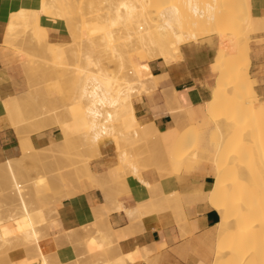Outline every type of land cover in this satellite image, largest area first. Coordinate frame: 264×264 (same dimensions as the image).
<instances>
[{"label":"bare ground","instance_id":"bare-ground-1","mask_svg":"<svg viewBox=\"0 0 264 264\" xmlns=\"http://www.w3.org/2000/svg\"><path fill=\"white\" fill-rule=\"evenodd\" d=\"M46 1L47 0H44V1L40 0L36 8H33L34 6L32 7L31 5L28 4L26 6H22L17 12H14L11 15L10 21L7 22L6 24H3L2 29H0V38L2 37L3 41L8 46H14L18 48L21 51V53L26 55L27 57L26 65H28L31 68L33 66L34 68H36L39 65L37 63L39 61L35 59L36 57L33 58L34 55L29 51L30 48L27 47L29 46L28 44L32 42L33 40L35 42L33 46H35L36 44L40 43V42H37L38 40L43 39V41L41 40L43 44V46L41 47H44L43 49L45 51L48 50L52 54L53 56L52 58L54 60L53 59L51 60H53L55 64H59L62 66L67 65L66 64L68 62L67 59L69 58L68 55H70L67 50L70 49L71 54L76 55V57L78 56V61L75 64V67L73 66L74 68L72 69V72L68 74L67 76L69 79L68 83L71 82L70 86L72 85V88L74 89V93L71 91L73 93L71 97L72 102L69 104H66L67 106L64 107L63 111H60L59 109H58L59 111L56 109H52L50 111L40 110L39 112H37V109L39 106L37 105L38 107L35 106L36 107L35 108L34 104H32V102L30 101L31 99L29 100L30 95L28 96L25 95L26 92L28 91H23L22 93L5 100L4 104H5L7 113L9 115L10 121L12 123L11 125H14L18 129L19 127L27 129L26 133H23L25 135V138L23 134H21V136L24 138V140L23 138L21 139V141L22 140L23 141L20 143L22 154L24 153L26 156V155H30L32 152L34 153V151L36 150L31 140V134L37 131H41L50 126L59 127V129L61 130L63 134L62 141H64L65 143H71L73 138L76 135L79 136L78 139L82 137L81 138L82 142H78V143L83 144L82 146L85 150L95 149V153L98 152L97 153L98 155L100 154L99 149H101L100 142L106 137H112L113 139V138H116L117 135H120L121 137L133 135L132 137L136 139L135 137L138 136L139 138L140 137L139 135H141L143 138H148V136L150 135L151 136L150 138L152 140V136L154 134L151 135L149 133L155 131L160 135L161 143L154 142L155 144H153L152 146L153 150L152 149L146 150L145 157L143 158L141 157L144 152H140V151H143V149H146V146L142 150H140V148L143 145L140 148L137 147L138 148L137 150H140L138 151V153H142V155L139 154L138 157L139 158L141 157L142 159L141 158L139 159L138 157H136L137 154H135V152L130 153L129 152L130 149L129 151L127 149L128 152L124 151L121 145L122 141L118 140V142H120L119 145L121 146V149H118V152L119 150L120 151L123 150L120 153H118V155H120V160H121L120 163H123L124 165L123 167H127V166H128L127 168L130 167V171L128 172H123L119 174L120 171L118 173L115 172L116 170L114 169V166H113L107 169L106 172L102 174L100 172V174H98L92 169L91 164L87 162L88 160L86 158H84V160H87V161H85L84 163L82 162L84 161L83 160L84 156H82V160L80 159V161L83 163V165L81 167H82L83 172L85 173L81 172V168L77 166L78 170L80 169L79 170L80 173H83L84 175L86 174V176H88L93 182L97 183L98 185L103 184V182L107 184L108 181L109 182L115 181V180L119 181L118 179H120V175L124 176L123 179L121 178L123 181H120V184L122 183L125 184L126 177L129 174H133L137 176L139 179L143 180L144 182V178L142 176V171H141L143 168H141V165L143 166L147 160L153 161L155 163L162 162V164L164 163V165L167 166V169H171L170 167L172 165H178V168L180 170V168H182L185 165L188 159L197 158L199 156L198 154L199 151L197 152L196 149L193 153L188 151L191 149V147L189 149L190 141L188 139L189 135H187V132L190 133L189 130L192 129L193 127H190L188 131H187L188 127L186 129L185 127H175V128L168 129L166 131H160L154 123H149V124L142 126L140 125V120L136 114V108H135L133 97H132L134 89L142 88V90L144 91L150 87H156L157 82H156V77L154 74L151 73L148 67V64L142 63L139 66L136 65L134 63L133 56L131 55L130 51L136 50V52H138L140 56L142 55L145 56L147 60L154 59L157 57H163L165 58L167 62H170L174 58L180 56V45L183 44L179 37V36H182L183 34L181 30V19L186 16L191 21V23L195 25L196 27V31L193 34H191V38H192L191 41H198L200 38H202V36L203 37L207 36V34L208 35L216 34L220 37V46H219V50L217 54V59L220 62L223 61V58L225 57L226 54H230L234 56L235 58V60H233L231 63H227L226 65H220V67H218V70L215 69L219 72V78H218L217 86L213 90L211 99L207 101L208 114L215 116V121L218 123V126H219L218 130H216L217 135L223 138L221 142L219 141L218 150L215 153L210 154V156L212 155L211 157L216 162L217 183L214 185L213 191L211 192L212 195H210L211 198L209 200L210 201L209 204L219 211L220 217H221L219 223L217 224L219 227V230H218L219 233H218L217 242L215 246V255H214L215 259H214L213 264H264V259H262L264 258L262 257L264 256V245L255 246L254 251L252 250L253 252L247 251V249L250 250L248 245L252 243V241L255 240L257 236H260L259 234H262L264 232V231L262 232V230H264V176L259 181L260 183V186H259L260 195L258 196L259 199L256 198L257 203L255 201L251 202V203H256L255 205L250 204L249 200L250 198H253L252 196L253 193L251 192L252 186H251V181H250V169H249V165L247 164L249 163L247 154L249 150L253 149V146L259 143L257 141L258 137H256L254 134L255 129L258 127L259 116H257V118L252 116V112L256 108V105H255L256 100L253 97H251L249 94H245L244 92L245 90L244 78L245 77H244V74L241 71H239V67H238L237 58L244 52L248 53L250 51L249 50L250 48L248 47L247 40H246V36H247L246 29L244 27L242 28L236 25L237 24L236 22L239 21L240 17L236 15H230L233 11V4L235 0H116V3L114 2L112 6L107 7V10L105 8L106 11L103 14L102 12L100 13L98 11L99 9L95 8L94 0H79V3H78L79 7H77L76 5V7L79 8V18H78L79 20H77L76 22L74 21V19H72L74 22H66L69 32L71 34V40H70L71 44L70 46H68L69 47L68 49L66 48L67 50H65V48L62 47V45H60L59 43L58 44L56 42L50 43L47 40L48 38H47L46 28L45 29L41 28L40 24L37 22V20L40 19L39 12H42L47 7L48 9L50 7L53 8L56 0L51 1L53 2L51 3V5H48ZM245 1L249 6H251V0H245ZM76 2H78V0ZM109 2L111 3L113 1H109ZM106 4L108 3L106 2ZM63 5H64L63 3L61 4V1L57 0L54 8L51 11H50L51 9L50 8L49 12L56 10V6L58 8L60 7L63 11H65L64 7H66V5L64 6ZM60 8L59 10H61ZM77 12H78V9H77ZM55 13L52 12V14H55ZM45 14L47 15L46 12ZM75 14L77 15V13H74L73 15L75 16ZM58 15L60 17V14ZM82 17L84 18L83 20H81ZM33 19L38 24H36V27L32 25L33 27L32 31H29L31 30L30 28H28L26 31L25 29L26 26L24 28L23 24H29V22ZM65 19L63 20L65 21ZM258 19L261 21V23L264 26V16H258ZM34 20H33V23L35 22ZM18 21H22L23 23L21 26L22 28L20 27L21 30L20 29L17 30V28H19L20 26V24H17ZM89 24L92 25L91 27L92 29L88 27ZM84 27L88 30L86 35H84L83 33ZM35 28L36 30H34ZM24 29H25V32L23 33ZM33 31L35 32V36H37L36 40L28 38L30 36L32 38L35 37V36L33 37L34 35ZM26 35H29V36H26ZM20 36H23V37L20 38ZM22 38L26 39L25 40L26 42ZM96 38L100 40L98 45L93 44ZM85 39L91 40L93 44L89 48L90 51H84ZM44 42L48 44H45ZM23 43L25 46L27 45L26 47L28 48V50L25 48V46H23ZM37 48H35L36 52L38 51ZM41 51L43 53L42 49ZM71 58L70 60L73 61V58L72 59ZM75 59L77 60V58ZM115 59L118 61V70L110 71L109 70L110 63L108 64L107 61L109 60L113 61ZM70 62H68V64ZM220 62H218V64ZM39 63H42V62H39ZM40 65H44V64H40ZM26 68L27 67H25L24 69L26 70ZM69 68H71V66H69ZM55 69H56V66H55ZM219 69L221 70L219 71ZM46 72L48 73V71H45V74ZM56 73L57 72H55L54 74L57 75L58 73L57 74ZM30 78H32L33 81L35 79L33 77H30ZM43 78L44 77H42V80H44ZM38 79H37V82H38ZM68 79L65 81L67 82ZM29 88L30 90L32 89L31 86ZM39 88H42V87H39ZM49 102L51 103L52 101H49ZM64 105L65 104H63V106ZM41 106L39 107V109L43 108ZM50 106L49 108L51 109L52 106L51 107ZM45 107L47 108V106ZM60 109L62 108L60 107ZM193 130L194 128L192 129V131ZM195 130H196V127H195ZM131 131L133 132V134H129ZM22 132H25V131L22 130ZM184 134H186L185 139L180 141V143L175 144L174 137L177 138L178 136H183ZM120 136H118V138ZM219 136L217 137L219 138ZM150 138L148 142H151ZM131 139L134 140L133 138ZM131 139L129 141L130 143H132ZM136 140H139V139H136ZM136 140L134 142H136ZM77 141H80V140H77ZM59 142L60 141L58 139V141L56 143H52V145L55 144V146H57L56 144ZM118 142L116 144H118ZM192 142L194 143V141ZM116 144L115 146H118ZM127 144L129 143L127 142ZM223 144L227 146L224 148L226 150L221 149V146ZM147 147H150V146L147 145ZM44 148H47L48 150L50 148V145L49 147L47 146L43 147V149ZM83 148L81 147L82 150ZM133 148L134 147H132V149ZM51 149L53 150V147ZM47 150L44 149L43 151H45L46 153ZM59 150L61 151L62 148ZM261 150H264V148L263 149L261 148ZM43 151L39 150V154L40 152L42 153ZM53 152L54 151H52V153ZM48 153H49V150H48ZM63 153L65 154L66 152L64 151ZM39 154H36V155L38 156ZM262 154L264 155V153ZM67 155H69V153ZM73 155H70V156H73ZM87 155H88V158H90L89 157L90 154H87ZM42 156L44 157V155ZM40 158L43 159L42 157ZM237 159L238 160L241 159L242 162L241 160H239L240 161L239 162ZM243 159L248 160V161H244ZM141 160L143 161L140 162ZM13 161L9 159L5 163H1L0 169L2 167L4 170H6V173L5 172L3 173H5V175L7 176L4 175V177H8V179L10 180L9 184L12 186L11 189L13 190V192H15V194H17V197L19 199L18 205L16 204L18 207V211L15 213H10L9 216L5 219L0 218V244L12 245L14 243H18L20 245H23L25 248L29 250L30 254H32V256L28 260V264H31L34 260H38V259H42V264H49L47 260V256L44 254L43 250L39 246V242L42 238L40 231L41 230L45 231L46 235L49 232V231L46 232L47 229L45 228L47 226L46 223L48 222L47 220L50 217V214L47 213V211L43 209L42 207H37V208L33 207V204L36 203V197H35L36 193H34L31 196L33 198L30 199V201H29V198L26 197L25 195L26 193L23 188L26 189L27 184L22 183L23 180L20 179V176H18V173L19 175H21L20 171H17L18 169L15 166V164H18V166L20 164L18 162L14 164ZM57 162H59V159ZM76 162L79 163L78 161ZM81 162L80 164H82ZM237 162L242 163L243 165L241 164L239 165V163ZM162 164H160V166ZM74 165H76V163ZM48 166H49V162H48ZM51 168L52 167H50L49 169ZM24 174L25 176L27 175L26 173ZM57 175H60V173H57ZM44 176L43 175L39 176L38 181L35 182L34 186H36L37 190L40 189L39 187L45 184L46 182L45 179L47 178H45ZM52 176L53 174L51 175L50 182L51 184L52 183L55 184L54 182H52L53 180L51 181ZM62 179L61 181H59L58 179L56 181L60 183L62 182ZM124 179H125V182H124ZM24 181L28 182V180H24ZM147 181H145V183L148 184V186H151V184H149V182ZM6 182L3 184H8ZM51 184H48L47 186ZM7 187H9V185ZM41 188H45V187H41ZM120 189L124 190L125 188L120 187ZM30 191H31V188H30ZM108 191L110 194L113 193V192H110L111 190H109V188H108ZM106 192L104 193L105 194L104 198L105 197L107 198ZM150 192L153 195L151 199H154L155 192L154 194L152 190ZM174 194L175 193L171 194V196H175L177 193L175 195ZM27 195L29 194L27 193ZM115 196L117 197V195ZM167 196H170V195L162 193V196H160L161 201L157 199V201L155 200V203H152L151 202L152 200L149 201L148 203L151 202L152 203V204L150 203V205H152L151 207L155 211H158L165 206H170L168 203ZM176 198H179V196ZM108 199H110V197ZM169 200L176 201V199H171V198ZM178 200L179 201L177 202H180V198ZM108 201H111V200H108ZM117 202L119 201L117 200ZM173 204L176 206L177 203L176 204L173 203ZM101 205L102 204L98 205L99 209ZM106 205L107 204H105L104 208H107V209L105 210H107L108 212H111L112 209L110 211L108 208L110 206L109 205L106 206ZM110 205L112 204L110 203ZM114 206H116L117 209L125 207L124 204H121V203H118V205H114ZM179 207H181V203H179ZM98 208L95 210V212L97 211L98 212L97 214L99 215L101 212L99 213ZM117 209H114V210H117ZM140 209L138 207L137 208H126L125 212H128V214L132 217H136L139 212L145 214V211H147V210L141 211ZM150 209L151 208L149 207L148 212L152 211V209L151 210ZM181 209H183L184 211L183 207ZM97 214L95 215L98 216ZM105 215H109V213ZM256 215L259 216L255 220V221L258 220L257 228H261V229L252 231L251 230L253 226L252 224L255 222L252 223L251 221L255 219L253 216H256ZM139 216L141 215L139 214ZM103 217L104 216L100 217V219ZM105 218L107 219V217L106 216L104 217V222H107ZM106 227H109V226H104L105 229L103 230V233L105 231V234L107 232ZM101 230L102 229L98 231L99 232L98 234L96 233V236L100 234ZM113 233H115L116 235V232H114V230H113ZM99 236L98 238L101 237ZM117 236L118 235H116V237ZM107 237H108L107 238L108 240L109 234H107ZM118 238L119 237H117V241L119 240ZM104 240L105 238L103 239V241ZM108 241H110V239ZM112 243L113 241H111V244ZM131 253L133 254L134 251L133 252L131 251ZM125 256H128V255H123V257L126 260L127 257ZM133 256L135 255H132V259L131 257H128V258H130L131 261L134 260L133 258L137 259V257H133ZM144 258L142 259L144 260ZM121 259L119 261H122ZM135 260L133 261V263L135 262ZM123 262H121L120 264H122ZM106 264H108L107 261H106Z\"/></svg>","mask_w":264,"mask_h":264},{"label":"crops","instance_id":"crops-1","mask_svg":"<svg viewBox=\"0 0 264 264\" xmlns=\"http://www.w3.org/2000/svg\"><path fill=\"white\" fill-rule=\"evenodd\" d=\"M39 1L0 0V29L22 6L27 4L36 6ZM251 9L255 16H264V0H251ZM40 23L47 29L50 41L71 40V34L63 19H54L42 14ZM249 37V75L254 80V89L258 97L255 105L264 107V31L250 34ZM219 46L220 37L212 34L198 41L181 44L180 56L170 62L163 57L144 60L151 73L160 76V79L157 86L150 89L156 90L152 96L143 94L139 99L133 100L141 123H154L160 131L183 126H195L199 132L210 129L207 101L211 99L219 78V72L214 69ZM21 58L22 54L8 46L1 37L0 164L9 159H18L22 153L21 131L11 125L4 104L5 100L25 90ZM218 127L215 121L214 129L218 130ZM62 139L60 138L59 141ZM31 140L36 150V159L40 160V157L47 159L51 148L53 147V150L56 148L52 143L58 141L57 128L49 127L34 132L31 134ZM49 145V153L47 148H44L47 150L46 154L43 147ZM218 146L219 142L215 148L203 142L197 150L199 156L213 162L212 170L206 166L199 170L188 171L191 161L188 159L180 171L169 173L170 175L167 176L160 175L155 167L144 168L142 170L144 182L137 176L129 174L125 184L108 181L107 184L103 182L98 185L86 174L84 175L83 170L81 171L83 173H80L77 168H73L70 173L58 172L61 176L56 174L55 178L51 179L55 184H51L48 177V183L45 182L46 185L41 186L45 188L39 187L40 191L36 197V204L46 208L47 213L51 214L45 228L47 232L49 231V235H45L39 242L48 263L106 264L107 261L108 264H120L125 261L124 264H213L219 233L217 224L221 217L219 211L209 204L211 192L217 183L216 162L210 154L215 153ZM39 150L43 152L39 154ZM117 164V154L111 142L108 147L102 149L101 156L92 160L91 167L96 173L102 174ZM57 179L59 181L62 179V182L58 183ZM48 184H51L50 187L47 186ZM117 187L126 190H119ZM108 188L113 193L110 194ZM104 190L107 191L106 200ZM149 190H152L153 194L154 192L177 193L181 203L180 209L174 205L165 206L140 218L132 217L125 212L126 208H135L151 198L153 195ZM118 203L124 204L125 210L114 206ZM100 204H102L101 210L98 208ZM105 204L110 206L108 208L110 211L112 209L111 212L105 210L107 209L104 208ZM96 207L99 213L101 212L99 215L97 211L95 212ZM108 213L109 215H105ZM102 216L107 217L105 218L107 222H104V217L100 219ZM104 226H109L106 227V234L105 231L103 233ZM98 229H102L101 235L99 234L102 238L96 236V233H99ZM113 230L119 237L118 241ZM107 234L110 241L107 240ZM91 240L96 241L95 247L90 245ZM99 244L102 246L99 247ZM131 251L134 253L132 254ZM123 255H128L125 256L126 260ZM132 255L137 257V259L133 258L136 259L134 263V260L131 261ZM26 256L22 247H15L8 252V258L12 261ZM120 259L122 261H119ZM31 264H42V259L34 260Z\"/></svg>","mask_w":264,"mask_h":264},{"label":"rangeland","instance_id":"rangeland-1","mask_svg":"<svg viewBox=\"0 0 264 264\" xmlns=\"http://www.w3.org/2000/svg\"><path fill=\"white\" fill-rule=\"evenodd\" d=\"M41 1H44V0H41ZM51 1H53V0H50V2H49V0H47L46 2L48 3V5H51V3H53V2H51ZM57 1V0H56ZM56 1H55V4H54V6L56 5ZM59 1H61V4L63 3L64 5H66V7H64L65 8V11H66V13H65V11H63L60 7V9L63 11H61V10H59V8L56 6V10H54L56 13H58V14H60V17H59V15L58 14H56L54 11H52L53 13H55V14H52V12H49V9H50V11L54 8V6H53V8L52 7H50L49 9H48V7L45 9V10H43L42 12H39V17H41V15L42 14H45V12L47 13V16H49V17H53V18H56V19H58L57 17H59L60 19H65V22H74V21H76L77 22V20H79L78 18H79V8H77V7H79V0H78V2H76L77 0H59ZM67 1V2H66ZM69 1V2H68ZM109 1H113V2H109ZM45 2V3H46ZM106 2L108 3V4H106ZM114 2L116 3V0L114 1V0H94V5H95V8H97V9H99L98 11L101 13L102 12V14L103 13H105V11L107 10V7H110V6H112L113 4H114ZM60 3V2H59ZM38 4H39V2L37 3V5L36 6H32L31 4H29V5H31L33 8H36L37 6H38ZM57 4H58V2H57ZM28 5V4H27ZM60 5V4H59ZM58 5V6H59ZM63 5V6H64ZM76 5H77V7H76ZM103 5V6H102ZM26 6V5H25ZM62 6V7H63ZM183 6V5H182ZM68 8V9H67ZM78 9V12H77V9ZM105 8H106V10H105ZM181 8H183V7H181ZM59 10V12H58V10ZM71 9V10H70ZM47 10H48V12H47ZM183 10V9H182ZM45 11V12H44ZM61 11V12H60ZM75 11V12H74ZM77 13V15L75 14V16L73 15L74 13ZM51 13V14H50ZM185 13H187V12H185ZM50 14V15H49ZM46 15V14H45ZM84 15V14H83ZM230 15H236V16H238V17H240V19H239V21H237L236 23V25L238 26V27H244L245 29H246V31H247V36H246V40H247V44H248V47L250 48V37H249V35L250 34H253V33H257V32H261V31H264V26H263V24L261 23V21L258 19V16H255L253 13H252V9H251V6H249L247 3H246V1L245 0H235V2H234V4H233V11H232V13L230 14ZM77 16V17H76ZM84 17V16H83ZM81 18V20H83L84 18ZM228 17V16H227ZM77 18V19H76ZM72 19H74V21L72 20ZM34 20V19H33ZM33 20H31L30 22H29V24H23L22 23V21H18L17 22V24H20V26H19V28H17V30L18 29H20V27L22 26V24H23V26H24V28H25V26H26V31H27V29L28 28H30L31 30H29V31H32L33 29V27H32V25H34V27H36V24H40V27L41 28H44L45 29V27L40 23V19L39 20H37V22L35 21L34 23H33ZM67 20V21H66ZM21 22V23H20ZM225 25V24H224ZM88 27L90 28V29H92L91 27H92V25L91 24H89L88 25ZM22 28V27H21ZM25 29H24V31H23V33L25 32ZM21 30V29H20ZM23 30V29H22ZM34 30H36V28L34 29ZM47 30V29H46ZM181 30H182V36H179L180 37V40L182 41V43H186V42H190L191 40H192V38H191V34H193L195 31H196V27H195V25H193L192 23H191V21L185 16V17H183L182 19H181ZM87 32H88V30L84 27L83 28V33H84V35H86L87 34ZM20 33H21V31H20ZM33 33H34V35H33V37L35 36V32L33 31ZM17 34H19V33H17ZM28 34V33H27ZM196 34V33H195ZM23 35V34H22ZM29 35H30V33H29ZM29 35H26V36H29ZM32 35V34H31ZM212 35V34H211ZM19 36V35H18ZM207 36H209L208 34H207ZM21 37H23V36H20V38ZM204 37H206V36H204ZM203 36H202V38H204ZM27 38V37H26ZM28 38H31V39H37V36H35L34 38H32L31 36L30 37H28ZM27 38V39H28ZM43 38V37H42ZM46 38V37H45ZM44 38V39H45ZM47 38H48V33H47ZM23 39V38H22ZM201 39V38H200ZM199 39V40H200ZM24 41L26 40V39H23ZM29 40V39H28ZM42 41H43V39H41ZM41 40H38L37 42H40L39 44H36L35 46H33L34 44H35V42H34V40L32 41V42H30V43H32V44H28L29 46H27L28 48H30L31 49V47H32V49L34 50H30L29 49V51L34 55V57L33 58H35L37 61H39V62H42V63H39V62H37L39 65H38V67H36V68H34V66L31 68V67H29L28 65H26V60H27V57H26V55H24L23 53H21V51L18 49V48H16V47H14V46H10V47H13L16 51H18L19 53H21L22 54V58H21V68H22V74H23V80H24V91H28V92H26V94L25 93H23V94H25V95H30V98H29V100L32 102V104H34V107L36 106V107H40L41 105V107H43V108H40L39 109V107H38V109H37V112H39L40 110H52V109H56V110H60V111H63L64 110V107L65 106H67L66 104H69V103H71L72 101V99H71V97H72V94L74 93V89L72 88V85L70 86V83H68L69 82V79H68V74H70L71 72H72V69L75 67V64L77 63V61H78V56L76 57V55H73V54H71V52H70V49L69 50H67L69 47L68 46H70V41L69 42H56L57 44L59 43L60 45H62V47H64L65 48V50H67L68 52H69V54L71 55H68V59H67V61L68 62H70L71 60H70V58L72 57L73 58V61H71L69 64H68V62L66 63L67 65H68V67H67V65H64V66H62V65H59V64H55V62L53 61L54 59L52 58L53 56H52V54L47 50V51H45L43 48L44 47H41V46H43V44H42V41ZM50 43H53V41H50L49 39H47ZM26 42V41H25ZM24 42V43H25ZM28 42V41H27ZM47 42V41H46ZM99 42H100V40L98 39V38H96L95 39V41L93 42V44H95V45H98L99 44ZM24 43H23V46H25L24 45ZM45 43V42H44ZM26 44V43H25ZM45 44H48V43H45ZM69 44V45H68ZM92 44V42H91V40H88V39H85V41H84V51H90V47H91V45H93ZM31 45V46H30ZM25 46V48L28 50V48ZM38 47V48H37ZM41 47V48H40ZM35 48H37V52H36V50H35ZM67 48V49H66ZM40 49V50H39ZM41 49L43 50V53H42V51H41ZM250 50V49H249ZM39 51H40V53L42 54H40L39 53ZM48 52V53H47ZM35 53H37V54H35ZM39 53V54H38ZM130 53H131V55L133 56V60H134V63L136 64V65H141L142 63H144L143 61L144 60H147V58L145 57V56H140V54L138 53V52H136V50H131L130 51ZM36 55V56H35ZM46 55V56H45ZM73 55V56H72ZM49 56V57H48ZM47 57V58H46ZM103 57H105V56H103ZM45 58V59H44ZM71 58V59H72ZM75 58H77V60L75 59ZM51 59H53V60H51ZM76 61H75V60ZM105 59V58H104ZM106 60V59H105ZM108 60V59H107ZM233 60H235V58H234V56H232V55H230V54H226L225 55V57L223 58V61H219L218 59H217V57H216V61H215V64H214V69H217L218 70V67H220V65H226L227 63H231ZM237 61H238V67H239V71H241L243 74H244V82H245V90H244V92H245V94H249L251 97H253L255 100H257V94H256V92H255V89H254V80L253 79H251L250 78V75H249V64H250V55H249V52L248 53H246V52H244L243 54H241L238 58H237ZM83 62V61H82ZM108 62V64L110 63V65H109V70L110 71H117L118 70V61L115 59V60H113V61H107ZM218 62H220L219 64H218ZM46 63H47V65H46ZM84 63V62H83ZM25 64V65H24ZM40 64H44V65H40ZM46 65V66H45ZM54 65V66H53ZM218 65V66H217ZM55 66H56V69H55ZM61 66H62V68H61ZM69 66H71V68H69ZM74 66V67H73ZM216 66V67H215ZM25 67H27L26 68V70L24 69ZM49 67V68H48ZM66 67V68H65ZM41 68H42V70H41ZM45 68V69H44ZM60 68V69H59ZM36 69V70H35ZM47 69V70H46ZM54 69V70H53ZM62 69V70H61ZM65 69V70H64ZM70 69H71V71H70ZM29 72H28V71ZM54 72H53V71ZM67 70V71H66ZM221 69H219V71H220ZM36 72L35 74L34 73H32V72ZM45 71H48V73L46 72V74H45ZM50 71H52V72H50ZM55 72H57L56 74L58 75H55L54 73ZM62 72H63V74H62ZM32 75H30V74ZM37 74V75H36ZM51 74V75H50ZM29 75H30V77H33V78H35L34 79V81L32 80V78H30L29 77ZM39 75V76H38ZM44 77L43 79L44 80H42V77ZM45 76H47V77H45ZM52 76V77H51ZM57 76V77H56ZM60 79H59V78ZM155 77H156V82H157V84H158V81H159V79H160V76H157V75H155ZM39 78V79H38ZM47 78V79H46ZM66 78V79H65ZM37 79H38V82H37ZM68 79V81L66 82L65 80H67ZM49 80V81H48ZM64 80V81H63ZM44 81H46V82H44ZM48 81V82H47ZM32 82V83H31ZM34 82V83H33ZM39 83V84H38ZM42 85H41V84ZM38 84V85H37ZM31 86V90H30V87ZM69 86V87H68ZM33 87H34V89H33ZM39 87H42V88H39ZM29 88V89H28ZM39 88V89H38ZM44 88V89H43ZM73 90H72V89ZM151 88H154V87H150V88H148L147 90H142V88H137V89H134L133 90V95H132V97H133V100H135V99H139L143 94H147V95H150V96H152L155 92H156V90L154 89V90H150ZM43 89V90H42ZM68 90H70V91H68ZM39 91H40V93H42V94H40L39 93ZM73 93H72V92ZM33 93V94H32ZM35 93V94H34ZM52 93H54V94H52ZM40 94V95H39ZM22 95V94H21ZM24 95V96H25ZM32 95V96H31ZM34 95V96H33ZM38 96V97H37ZM54 98H53V97ZM51 97V98H50ZM55 97H57V98H55ZM64 98V99H63ZM35 99V100H34ZM50 99V100H49ZM56 99V100H55ZM66 99V100H65ZM34 102H33V101ZM40 100V101H39ZM43 100H45V101H43ZM29 101V102H30ZM37 102V104H36V102ZM49 101H52L51 103L49 102ZM64 101V102H63ZM30 102V103H31ZM47 103H49V104H47ZM63 104H65L64 106H63ZM38 105V106H37ZM54 105V106H53ZM45 106H47V108L45 107ZM49 106L51 107V109L49 108ZM35 107V108H36ZM54 107V108H53ZM60 107L62 108V109H60ZM58 110V111H59ZM36 112V111H35ZM52 112V111H51ZM210 115V117L208 118L209 119V125H210V129H208L206 132H199V130H197V128H196V130H195V127H193L194 128V130L192 131V129H190L189 130V128L191 127V126H183V127H185V129L187 128V131L189 130L190 131V133H188L187 132V135H189L188 136V139H189V141H190V143H189V149H190V147H191V149L190 150H188V151H190V152H194L195 151V149L196 150H198V148L200 147V145L201 144H203V142H207V143H209V145H210V147L211 148H215V147H217V142H221V140H223V138L222 137H220L219 135H217V132H216V130L214 129V126H215V116H212L211 114H209ZM252 116L253 117H256L257 118V116H259V122H258V127L255 129V132H254V134H255V136L256 137H258V139H257V141L259 142L258 144H256L255 146H253V149H251V150H249L248 151V154H247V157H248V160H244V161H248L249 163H247L248 165H249V169H250V181H251V186H252V190H251V192L253 193L252 194V196H253V198H250V200H249V203L250 204H256L257 203V200H256V198L257 199H259V186H260V183H259V181H260V179L264 176V155L262 154V153H264V150H261V148L263 149L264 148V107H257L256 106V108L253 110V112H252ZM254 121V120H253ZM140 125H142V126H144V125H146V124H142L141 123V121H140ZM50 127H54V128H57V136H58V139H60V138H63V134H62V132H61V130L59 129V127H57V126H50ZM17 128V127H16ZM49 128V127H48ZM18 129V128H17ZM19 129H20V131H21V134H23V133H26V131H27V129H25V128H22V127H19ZM22 130H24L25 132H22ZM132 132V131H131ZM129 133V134H133V132L132 133ZM155 132V131H154ZM151 132V133H149V134H151V135H153L152 136V140H151V136L149 135L148 136V138H143L141 135H139L140 137L138 138V136H136V135H134V136H136L135 138L136 139H139V140H136V139H134V137H132V136H126V137H121L120 135H117V137L116 138H113L112 139V137H106L105 139H103L101 142H100V147H101V149H99L100 150V154L98 155L97 153H95V149L94 150H85L84 148H83V144H81V143H78V142H82L81 140V138H79L78 139V137L79 136H75L74 138H73V140H72V142L71 143H65L64 141H60L59 143H57L56 145L58 146H56V149L58 150H52V151H54L53 153H52V151L50 150V156L47 158V159H41V161L40 160H37L36 159V156H35V153H36V151H34V153L32 152L30 155H26L25 156V154L23 153H21V156L18 158V160H17V158H13V159H11L12 161H13V163L15 164V163H19L20 165L18 166V164H15V166L17 167V171H20V174L21 175H19V173H18V176H20V179H22L21 181H22V183H24V184H27V187H26V189L25 188H23L24 189V191H25V195H26V197L27 198H29V201H30V199H32L33 197H31L34 193H36L35 194V197H37V195L39 194V191H40V189H36V186H34V184H35V182H37L38 181V177L39 176H44L45 178H51V175L53 174V176H54V178H55V176H56V174L58 173V172H61V173H70L71 172V170L73 169V168H76L77 166L78 167H80L81 168V171H82V165H83V163L85 162V161H87V162H89L90 164L92 163V160L94 159V158H96V157H98V156H101V151H102V149L103 148H105V147H108L109 145H110V143L111 142H113V146H114V149H115V152H116V154H117V165H116V168H115V166H114V169L116 170L115 172H119V174L120 173H123V172H128V171H130V167L129 168H127V167H123L124 165H123V163H120L121 162V160H120V155H118V153H120L121 151H127V149H128V151H129V149H130V153L131 152H135V154H137V156L136 157H138V155L140 154V155H142V153H138V151H140V150H142L143 148H145V146H146V149H143V151H140V152H144L143 153V155L141 156L142 158L143 157H145L146 156V150H150V149H152L153 150V148H152V146H153V144H155V143H159L160 142V135L157 133V132ZM216 132V133H215ZM215 133V134H214ZM27 134H28V132H27ZM158 134V135H157ZM186 134H184L183 136H178L177 138L176 137H174V141H175V144H178V143H180V141H182L183 139H185V136ZM23 136H24V138H25V135L23 134ZM118 136H120L119 138H118ZM217 136H219V138L217 137ZM127 137H128V139H127ZM133 138L134 140H132L131 138ZM155 137V138H154ZM23 137L21 136V139H22ZM24 138H23V140H24ZM76 138V139H75ZM122 138V139H121ZM131 139V142L132 143H130L129 141H130V139ZM149 138H150V141L151 142H148L149 141ZM115 139H117V140H115ZM148 139V140H147ZM154 139H155V141H154ZM158 139H159V141H158ZM178 139V140H177ZM192 139V140H191ZM22 140V141H23ZM77 140H80V141H77ZM118 140L119 141H122L121 142V145H122V147H123V150H119V152H118V149H121V146L119 145L120 144V142H118ZM136 140V142H134ZM21 140H20V143L22 142ZM192 141H194V143L192 142ZM118 142V144H116ZM127 142L129 143V144H127ZM149 144H148V143ZM155 142V143H154ZM123 143V144H122ZM161 143V142H160ZM80 144H81V146H80ZM115 144L116 145H118V146H115ZM133 144V145H132ZM192 144V145H191ZM259 144H260V146H259ZM124 145V146H123ZM143 145V146H142ZM147 145L148 146H150V147H147ZM263 147H262V146ZM61 146V147H60ZM142 146V147H141ZM192 146H193V148H192ZM81 147L83 148V150H85V151H83L82 149H81ZM116 147H117V149H116ZM131 147V148H130ZM132 147H134L133 149H132ZM137 147H141L140 148V150H137L138 148ZM225 147H227V146H225V144H223L222 146H221V149L222 150H226V149H224ZM62 148V150L60 151L59 149H61ZM193 149V150H192ZM98 150V151H99ZM132 150V151H131ZM134 150V151H133ZM66 152L65 154L63 153V152ZM94 151V152H93ZM127 151V152H128ZM61 154H60V153ZM86 152H87V154H90L89 155V157L90 158H88V155L86 154ZM69 153V155H67ZM54 156H53V155ZM63 154V155H62ZM74 154V155H73ZM132 154H134V153H132ZM70 155H73V156H70ZM86 155H87V157H86ZM67 156V157H66ZM70 156V157H69ZM78 156H79V158H78ZM82 156H84L83 157V160H84V158H86L87 160H84V161H80V159L82 160ZM263 156V157H262ZM72 157V158H71ZM81 157V158H80ZM140 157V158H141ZM223 157V156H222ZM53 158V159H52ZM69 158V159H68ZM76 158V159H75ZM139 158V157H138ZM139 158V159H140ZM141 158V159H142ZM263 158V159H262ZM25 159V160H24ZM58 159H59V162H57L58 161ZM65 159H67V160H65ZM75 159V160H74ZM79 159V160H78ZM16 160V161H15ZM24 160V161H23ZM57 160V161H56ZM238 160V159H237ZM239 160H241V159H239ZM238 160V161H239ZM261 160H263V161H261ZM46 161V162H45ZM72 161V162H71ZM75 161V162H74ZM76 161H80L82 164H80V162L79 163H77ZM143 160H141L140 162H142ZM244 161H243V163H244ZM42 164H44V165H42ZM48 162H49V166L50 167H52L51 169H49L50 167L48 166ZM240 162V161H239ZM239 162H237V163H239ZM241 162H242V160H241ZM62 163H64V164H62ZM72 163H76V165H74V164H72ZM147 163V164H146ZM146 163L142 166L141 165V168H146V167H148V168H150V167H155L157 170H158V172H159V174L160 175H162V176H167V175H170L169 173H173V172H178V170H179V168H178V165H172L170 168L171 169H167V166L166 165H164V163L162 164V162H159V163H155V162H153V161H150V160H147L146 161ZM148 163H150V164H148ZM263 163V164H262ZM45 164L47 165V168H46V166H45ZM79 164H80V166H79ZM121 164V165H120ZM159 164V165H158ZM160 164H162L161 166H160ZM243 165L242 163H239V165ZM28 165V166H27ZM245 165V164H244ZM247 165V166H248ZM58 166V167H57ZM145 166V167H144ZM160 168H159V167ZM166 168H164V167ZM206 166H209V168L212 170V168H213V162L212 161H210V160H207V159H205V158H203V157H201V156H198L197 158H192L191 159V161H190V164H189V167H188V171H190V170H199V169H202V168H206ZM28 167V168H27ZM43 167H45V168H43ZM78 167H77V169H78ZM119 167V168H118ZM123 167V168H122ZM163 168V169H162ZM183 168V167H182ZM182 168H180V170L182 169ZM3 168L1 167V173H2V175H1V173H0V218H2V219H5V218H7L8 216H9V214L10 213H15V212H17L18 211V207H17V205H18V203H19V199H18V197H17V194H15V192H13V190L11 189V185L9 184V182H10V180L8 179V177H4V175H5V173H6V170H2ZM123 169V170H122ZM142 169V170H143ZM248 169V170H249ZM27 170H28V172H27ZM49 170H51V171H49ZM80 170V169H79ZM141 170V171H142ZM165 170V171H164ZM179 170V171H180ZM261 171V172H260ZM3 172H5V173H3ZM22 172V173H21ZM24 173H26L27 175L25 176V174ZM48 173V174H47ZM23 174V175H22ZM48 175V176H47ZM5 176H7V175H5ZM21 176H22V178H21ZM25 178H24V177ZM53 176H52V178H53ZM27 177H28V179H27ZM32 177H34V178H32ZM123 177L124 176H121L120 175V179H118L119 181H117V180H115V182H120V180H122L123 179ZM3 178H5V179H3ZM9 180H7V179ZM122 178V179H121ZM19 179V180H20ZM3 180H4V182H3ZM6 180H7V182H6ZM24 180H28V182L27 181H24ZM33 180V181H32ZM30 181V182H29ZM45 181L47 182V179H45ZM8 183V184H3V183ZM33 182V183H32ZM124 182H125V179H124ZM30 183V184H29ZM9 185V187H7V186ZM30 187H29V186ZM33 186V187H32ZM30 188H31V191H30ZM34 189V190H33ZM9 191H11V192H9ZM27 193L29 194V195H27ZM10 194V195H9ZM16 195V197H15V195ZM173 194V193H172ZM176 194V193H175ZM174 194V195H175ZM9 195V196H8ZM13 195V196H12ZM168 195V194H167ZM170 196H167L168 197V203H169V205L171 206V205H174L173 203H177L176 204V207H179V203L180 202H177V201H179L178 199L179 198H176V197H178V195L176 194L175 196H171V194H169ZM160 196H162V193H160V194H158L157 192H155V198L154 199H149V200H147V201H145V202H142V203H140V204H138L135 208H139L140 209V207H141V211H145V210H147V211H145V214H149V213H152L153 211L155 212V210L151 207L152 205H150V203L152 202V203H155V200L157 201V199H159L160 200ZM9 197V198H8ZM31 197V198H30ZM11 198V199H10ZM16 198H17V200H16ZM176 199V201L175 200H169V199ZM152 200V201H151ZM154 200V201H153ZM158 200V201H159ZM251 200H253V201H251ZM149 201H151L150 203H148ZM161 201V200H160ZM171 201V202H170ZM256 202V203H251V202ZM17 202V203H16ZM151 203V204H152ZM17 204V205H16ZM148 204V205H147ZM15 205V206H14ZM150 205V206H149ZM175 206V205H174ZM15 207V208H14ZM33 207L34 208H37V207H40V206H38L36 203L35 204H33ZM149 207L152 209V211L151 212H148L149 211ZM154 207V206H153ZM14 208V209H13ZM144 208V209H143ZM146 208V209H145ZM43 209H45L46 211H47V209L46 208H43ZM150 209V210H151ZM12 211V212H11ZM147 212V213H146ZM139 214L141 215V216H143L144 214L143 213H141V212H139L138 214H137V216L135 217V218H140L141 216H139ZM50 216H51V214H50ZM255 219H254V218ZM252 218L254 219L253 221H251L252 223L253 222H255V223H253L252 225V228H251V230L252 231H256V230H260L261 228H257V224H258V220L257 221H255L256 219H257V217H259V216H253ZM49 219V218H48ZM48 221V220H47ZM251 224V223H250ZM46 225H47V223H46ZM264 230H262V232H263ZM47 232V231H46ZM40 233H41V236H42V238L46 235V233H45V231H43V230H41L40 231ZM260 236H257L256 238H255V240H253L252 241V243H250L249 245H248V247H249V249L250 250H248L247 249V251L248 252H253L254 251V249H255V246H258V245H264V238H263V236H264V232L262 233V234H259ZM263 238V239H262ZM258 240V241H257ZM261 240V241H260ZM260 242V243H259ZM259 243V244H258ZM90 245L92 246V247H95L97 244H96V241L95 240H91V242H90ZM99 247L100 246H102V245H98ZM15 247H22L24 250H25V252H26V254H27V256L26 257H23V258H21L20 260H17V261H12V260H10L9 258H8V252H9V250L10 249H13V248H15ZM253 250V251H252ZM32 256V254H30V252H29V250L27 249V248H25L23 245H20V244H18V243H14V244H12V245H2V244H0V264H28V260H29V258ZM261 256H262V254H261ZM262 257H264V256H262ZM262 259H264V258H262Z\"/></svg>","mask_w":264,"mask_h":264}]
</instances>
